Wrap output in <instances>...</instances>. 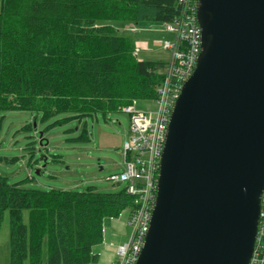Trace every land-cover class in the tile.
Instances as JSON below:
<instances>
[{"label": "trees", "instance_id": "16d2710c", "mask_svg": "<svg viewBox=\"0 0 264 264\" xmlns=\"http://www.w3.org/2000/svg\"><path fill=\"white\" fill-rule=\"evenodd\" d=\"M177 0H1L0 113L78 120L153 101L166 64L141 62L114 22H173ZM106 23V24H102ZM127 189L101 193L26 190L0 175V230L10 213L11 264H98L106 219L134 212ZM29 222H23V211ZM129 213V214H130Z\"/></svg>", "mask_w": 264, "mask_h": 264}, {"label": "water", "instance_id": "95a60500", "mask_svg": "<svg viewBox=\"0 0 264 264\" xmlns=\"http://www.w3.org/2000/svg\"><path fill=\"white\" fill-rule=\"evenodd\" d=\"M137 264H250L264 191V0H199Z\"/></svg>", "mask_w": 264, "mask_h": 264}, {"label": "rangeland", "instance_id": "374dc122", "mask_svg": "<svg viewBox=\"0 0 264 264\" xmlns=\"http://www.w3.org/2000/svg\"><path fill=\"white\" fill-rule=\"evenodd\" d=\"M111 24L121 36L135 42L132 53L138 61L165 64L170 61L171 52L164 48V44L173 42L175 36L166 30L164 24ZM137 109L154 113L156 103L139 101ZM130 130L131 117L122 109L106 116L98 114L81 120L67 113L44 119L43 114L36 111L2 112L0 175L9 185L26 190L85 192L89 187H95L101 193L120 192L126 189L127 183L113 184L108 178L124 170V145ZM129 213L125 211L118 219L105 220L103 243L93 248V254L99 255L98 264H112L116 260V249L131 238L133 226ZM23 222L28 225L27 210L23 211ZM10 231V213L6 212L0 230V264H11ZM102 253H107L109 262L100 261ZM47 259L45 242L44 264Z\"/></svg>", "mask_w": 264, "mask_h": 264}, {"label": "built area", "instance_id": "2783aa9c", "mask_svg": "<svg viewBox=\"0 0 264 264\" xmlns=\"http://www.w3.org/2000/svg\"><path fill=\"white\" fill-rule=\"evenodd\" d=\"M177 4L181 8L180 15L164 24L175 40L164 44L171 52V59L157 87V98L153 100L156 111H138L139 101L122 108L131 117L130 136L124 145V170L112 174L108 181L117 185L127 183V192L137 197V208L129 216L132 236L116 249V260L112 264H137L139 260L156 205L161 158L171 115L202 51V32L197 19L199 0H177ZM250 264H264V191Z\"/></svg>", "mask_w": 264, "mask_h": 264}, {"label": "crops", "instance_id": "0c3cea01", "mask_svg": "<svg viewBox=\"0 0 264 264\" xmlns=\"http://www.w3.org/2000/svg\"><path fill=\"white\" fill-rule=\"evenodd\" d=\"M97 255H98V254H97ZM112 258H113V257H112ZM100 261H101V262H106V261L109 262L107 253H102V254H101Z\"/></svg>", "mask_w": 264, "mask_h": 264}]
</instances>
